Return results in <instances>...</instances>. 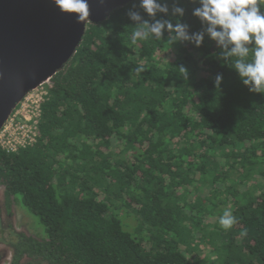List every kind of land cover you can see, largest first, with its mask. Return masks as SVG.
<instances>
[{"label":"trees","instance_id":"trees-1","mask_svg":"<svg viewBox=\"0 0 264 264\" xmlns=\"http://www.w3.org/2000/svg\"><path fill=\"white\" fill-rule=\"evenodd\" d=\"M161 3L167 14L148 15L139 0L89 24L74 57L50 80L37 141L17 153L0 147L7 206L19 202L46 233L0 231L13 247L10 264H192L184 232L199 207L183 192L205 184L211 171L214 185L228 181L220 159L263 185L249 202L231 205L237 223L221 234L224 263L264 264V94L243 85L232 58L206 33L199 47L167 29L134 44L144 22L184 23L189 36L205 31L193 14L198 0ZM130 11L142 20H131Z\"/></svg>","mask_w":264,"mask_h":264},{"label":"water","instance_id":"water-1","mask_svg":"<svg viewBox=\"0 0 264 264\" xmlns=\"http://www.w3.org/2000/svg\"><path fill=\"white\" fill-rule=\"evenodd\" d=\"M139 0H87L79 21L54 0H0V130L17 105L70 62L89 24Z\"/></svg>","mask_w":264,"mask_h":264},{"label":"clouds","instance_id":"clouds-1","mask_svg":"<svg viewBox=\"0 0 264 264\" xmlns=\"http://www.w3.org/2000/svg\"><path fill=\"white\" fill-rule=\"evenodd\" d=\"M197 2V0H193ZM55 5L65 13L74 14L79 21L89 15L90 8L87 0H54ZM199 7L193 14L205 26L204 32L188 34V25L168 20H157L149 25L140 24L132 33V42L148 39L149 36L161 37L167 29L175 34L176 40H191L199 47L205 33L225 50L226 58H232L231 67L239 74L243 85L250 92L264 94V0H198ZM140 7L150 16L157 13L169 12L166 4L161 0H140ZM173 15H184V9L179 6L172 8ZM131 20L140 22L141 15L136 11L128 13ZM181 72L188 76L187 69L181 67ZM134 71L139 74L143 71L137 65ZM223 76L215 77V87L219 90ZM237 223L233 213L225 209L219 218L221 228L228 230Z\"/></svg>","mask_w":264,"mask_h":264},{"label":"rangeland","instance_id":"rangeland-1","mask_svg":"<svg viewBox=\"0 0 264 264\" xmlns=\"http://www.w3.org/2000/svg\"><path fill=\"white\" fill-rule=\"evenodd\" d=\"M164 59L168 58L166 57ZM24 101L23 99L17 105L16 110L13 111V116L17 111L22 110L21 107ZM24 115V113L23 115H18L17 123L24 121ZM129 156L130 152L126 157L129 158ZM218 164L220 170L223 169L227 173L228 181H222V183L214 185L212 183V175L214 172L211 171L208 174L205 184H198V181H195L188 188L184 189L183 192L184 200H187V197H189L190 201H197V206L199 207L195 225L192 226L193 221L188 222L184 232V242L187 244L183 243V245L185 244L183 248L192 264H225L226 250L223 245L227 242L221 237V234L226 230L221 228L219 218L223 215L226 206H230L228 210L232 211L231 205L239 206L249 202L259 193V189L263 186H261V177L258 175L254 179L244 175V178L242 177L241 179V176L238 174L232 173V171L230 172L231 169L229 166H226L225 159H220ZM213 167L211 165L210 169ZM238 179L240 184L233 188L235 186V180ZM228 187V192L233 191L231 193V200H228L226 198L228 195L225 194ZM237 190L242 194H238ZM2 230H6L8 232L7 234H11L14 238L19 234L34 238H44L46 235L45 228L40 219L28 212L19 202L13 201L11 207L7 206L4 187L0 184V231ZM1 238L0 264H10L13 256L12 244L2 241Z\"/></svg>","mask_w":264,"mask_h":264},{"label":"built area","instance_id":"built-area-1","mask_svg":"<svg viewBox=\"0 0 264 264\" xmlns=\"http://www.w3.org/2000/svg\"><path fill=\"white\" fill-rule=\"evenodd\" d=\"M43 83L30 92L22 104V110L10 116L0 131V147L8 153H17L37 141L39 135V122L42 115V105L52 87L51 82ZM16 110V109H15ZM24 115V121L18 122V115Z\"/></svg>","mask_w":264,"mask_h":264}]
</instances>
